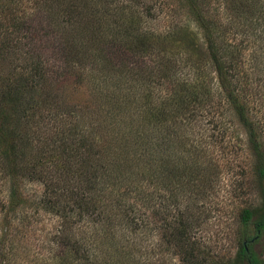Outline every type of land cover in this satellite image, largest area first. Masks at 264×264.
<instances>
[{
    "label": "trees",
    "instance_id": "obj_1",
    "mask_svg": "<svg viewBox=\"0 0 264 264\" xmlns=\"http://www.w3.org/2000/svg\"><path fill=\"white\" fill-rule=\"evenodd\" d=\"M95 1L85 10L91 24L83 30L89 33L87 39H70L72 46L80 48L70 58L71 66H62L65 60L54 42L52 53L27 48L24 40L46 36L43 26L33 25L25 33L23 21L0 1V62H7L6 67L0 65V84L10 85L0 95L7 103L0 104V264H22L23 251L39 245L28 241L43 211L59 217L58 231L63 234L54 233L55 246L46 253L32 254L35 261L154 264L152 182L155 176L161 181L179 178L184 193L189 189L199 195L201 171L193 170L203 166L198 154L197 159L187 158V153L193 156L179 141L183 133L178 128L187 127L181 115L210 102L215 91L221 98L219 107L230 110L249 134L264 192V146L242 75L247 61L255 69L264 66V0ZM160 13L167 15L168 28H148V22ZM107 22L114 29L105 33L103 44L101 26ZM54 33L58 38V30ZM14 58L41 64L35 67L36 76H26L23 64L13 65L20 70L10 67ZM75 58L98 62L92 64L99 66L98 77L107 87L104 116H92L89 101L80 104L68 99L65 79L74 75L71 61ZM48 69H58L59 81ZM154 83L171 88L165 95H156ZM23 121L25 125L20 126ZM55 138L61 142L59 153L48 147ZM65 173L87 180L70 200L50 190L58 180L69 183ZM35 181L48 189L30 193L28 188ZM192 203L179 208L168 222V233L160 244L162 255L168 253L171 261L182 264H264L252 244L264 234V206L241 209L238 251L230 259L203 249L197 236L203 217ZM73 222L82 223L72 226Z\"/></svg>",
    "mask_w": 264,
    "mask_h": 264
},
{
    "label": "rangeland",
    "instance_id": "obj_2",
    "mask_svg": "<svg viewBox=\"0 0 264 264\" xmlns=\"http://www.w3.org/2000/svg\"><path fill=\"white\" fill-rule=\"evenodd\" d=\"M0 1L5 4L7 3L8 7L11 8V14L19 18L20 21H23L22 25L25 27V33H30L33 30V25L39 28L43 26L44 32L47 33L46 36L39 41L38 37H35L32 41H28L27 39L24 40L27 48H39L38 54L45 53L46 51L52 53V44L55 43L56 52L60 47L61 54L59 57L65 60V62H61L62 66H71L70 58L76 53L77 49L80 48L72 46V41L70 39L75 37L82 39V42L87 39L89 33L88 35L83 34V30L86 31L90 29L91 24L89 17L85 16V10L89 5L91 6L95 0ZM170 1L173 2L174 0ZM69 18H71V20H69ZM106 18L107 17H105V19ZM112 20L111 18V22H113ZM107 21L109 22L110 20ZM108 22L101 26L100 38L103 44L105 33L111 34L114 29V24H108ZM45 25L50 28L48 29ZM152 25L155 26V28L167 29L170 25V21L165 13H160L156 19L149 21L147 24L148 28ZM56 30H58V38L54 33ZM109 38L108 36L106 40H109ZM37 41L39 44H34ZM248 56L249 55L246 56V59L249 58ZM16 58H14V61L10 62V67L12 66V68H15L13 65L20 66L23 64L21 67L25 68L24 71L26 76H36V72H34L36 71L35 67H40L41 64H26L24 59ZM75 59L76 61H71L74 64V75L65 79V86L68 85L67 89L69 90L67 92L68 99L70 98L72 103L80 104L89 101V103H93L91 109H89L90 114L94 117L98 115L104 116V93L107 87L98 77L99 69L97 68L99 66L97 67L92 64L98 62L95 60H87L86 63H83L78 62L77 58ZM262 59L261 65L264 64V58ZM6 64L7 62H3V64L0 62V65H5L4 67H6ZM252 64L251 60L247 61L242 70V75L247 83L244 93L249 102L248 104L253 116L258 120V135L264 146V66L255 69V66ZM19 68H15V70H20ZM186 70L190 69L186 67ZM51 73L54 75V78L59 81L57 77L58 69L55 72L49 70L50 75ZM27 78L29 79V77ZM214 81L216 87V80ZM155 85L157 86V84ZM211 85L212 84H210V86ZM9 87L10 85L8 82L7 84H0V95H3L4 90H8ZM170 88L168 84L158 85L155 88L156 95H165ZM35 96L37 98L38 94L36 93ZM2 98L4 97L0 98V104L3 106L7 105ZM55 100L56 98L54 101ZM218 101L221 103V98L217 95V91H215V95L210 102L195 108L193 111L185 114V116L181 115V118L183 117V119L187 120V127L186 129L184 127L178 128V132L183 133L181 136L183 139L179 141H184L185 145L190 148L193 156V158H191L189 153H187V158L197 159L196 154H198L200 157L199 164L203 166L202 170H193L195 174L201 171L199 177L202 178L203 182L199 185V195L197 196L195 192H190L189 189L188 192L184 193L183 189L185 188L178 184L181 182L179 178L173 179L172 177H167L161 181L160 177L155 176L152 182L153 197L151 198V204H154L155 207L154 211H151L150 221L151 227H153L151 246L152 250H154V264H182L179 260L173 259V261H171V258H169L171 256L168 253H166L165 256L162 255L160 250L163 237L168 233L166 230L167 224L172 220L173 214L177 212L179 208L184 210L186 206H190L193 202V207L197 210V213L203 217V221L199 225L200 228L197 229V236L201 238L203 249L212 251V255H226L227 258L231 259L236 257L238 251L237 236L240 230L239 215L241 209L243 207L260 209L264 206V192L256 173L255 165L257 159L251 147L249 134L246 129L239 124L237 119L235 120L233 116L231 117L230 110L226 109V107H224V110L223 107H219ZM190 107H194V104ZM23 123L24 124L19 125L24 126L25 122L23 121ZM64 126H66V123L63 122L61 124L62 131L65 129ZM55 135L57 137L59 134L56 132ZM60 146L61 142H59L58 139L52 141L51 144L48 145L51 150L52 148L57 149V153L60 152ZM200 149H202V155ZM33 154L34 152L32 151V155ZM171 163H174V160H172ZM65 175L69 183L58 180L56 186L50 187V190L53 189L52 193L62 197V199L70 200V198H75L76 193L80 192V188L87 183V180L80 174L78 176L73 173H65ZM57 179L63 180V177H58ZM183 183H186V185L188 184L186 181ZM172 185L175 186L172 188ZM29 187L28 191L30 193L36 192L38 194L48 189V187L40 181L32 182ZM163 195L166 196V198H163ZM176 198L178 199L175 200ZM62 204L65 205L66 202ZM43 215V218L34 223L33 226H35L36 229L31 233V239L29 238L28 241V243L31 241L39 245L34 244L28 247L26 249L27 253L23 251V255H25L23 256L24 259H22V264H47L42 263V260H33V256L31 257V255L39 250H41V253H46L51 245L55 246L53 242L54 233H60L58 231L59 217L44 211ZM256 218L257 216L254 217V219ZM252 221L250 229L253 233L255 231V220ZM81 223L82 222L74 224L73 222L72 226H78ZM252 244L253 249L258 253L261 259L264 260V234ZM28 256V261L24 262ZM163 259H165V263L162 262Z\"/></svg>",
    "mask_w": 264,
    "mask_h": 264
}]
</instances>
